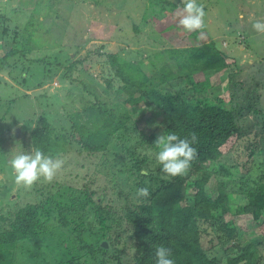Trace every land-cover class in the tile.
Returning a JSON list of instances; mask_svg holds the SVG:
<instances>
[{
	"label": "trees",
	"instance_id": "16d2710c",
	"mask_svg": "<svg viewBox=\"0 0 264 264\" xmlns=\"http://www.w3.org/2000/svg\"><path fill=\"white\" fill-rule=\"evenodd\" d=\"M174 7L175 3L169 2V9ZM158 13H164L162 8ZM7 20L5 13H1L0 39H10L13 44L0 57L3 64L14 54L25 52L17 46L25 45L23 33L28 28L25 24L22 30L10 32V37ZM30 33L33 32H27L26 39L32 37ZM190 33L195 38L198 33H204L209 40L151 51L148 61L154 73L144 71L137 62L124 60L117 52L107 54L115 75L123 80L116 92H125L126 97L101 103L95 97L85 107L86 116L75 114L70 120L74 121L71 129L76 134L75 142L82 145L89 155L99 152L100 164L107 168L106 179L116 182L118 192L113 193L116 198L111 193L107 197L104 192L96 199L92 198L94 190L88 186L80 189L79 193V188L69 189V202L58 201L60 209L54 215L61 222L57 226L51 225V229H47L49 217L43 203H26L6 222L0 215V264H19L13 249L17 242L40 240L46 242L56 255L51 260L41 256L37 264H155V249L160 245L170 249L174 264H261L257 244L250 240L237 244V225L231 219H225L224 215L249 214L255 220L264 218V105L260 108L247 105L250 111L257 112L262 118L261 122L253 123L255 129L252 131L244 122V107L238 106L239 101L233 92L229 96H221L212 83L214 75L230 67L224 52L206 25ZM35 38L37 40V36ZM56 53L52 54L55 58L52 62H44L46 55H38L29 61L44 64L40 66L43 72L51 71L52 64L56 66L60 62ZM166 54L172 58L163 61ZM157 59L160 65L156 67ZM82 62L83 58L73 59L64 67L65 73H69L61 77L67 78ZM78 70L84 72L82 67ZM196 73H202L204 79L196 80ZM20 76L22 81L27 78L23 72ZM175 80H183L187 89L176 90L173 85L179 82ZM107 85L111 86L109 79ZM248 93L246 91L243 98L255 101L254 95ZM141 114L152 117L149 119L152 129L137 125L143 117ZM157 115H161L158 121L154 118ZM168 131L180 137L189 138L193 134L196 137L192 145L196 148V156L182 176L163 174L152 158L148 160L149 150L142 145L149 144L154 149L153 141L157 135ZM51 133L50 120L40 116L29 134L30 147L38 145L51 154H57L60 146L57 142L65 145V138L59 136L53 140ZM133 134L137 142L127 143ZM231 152L244 154L245 158L235 157L236 160L227 163L226 158ZM141 168H148V174L141 175ZM212 176H215L217 184L215 196L206 190ZM114 178H119V181ZM140 187L149 189L147 197L138 196ZM236 191L245 198L231 205L229 202ZM106 198L109 206L105 204ZM114 201L122 205L112 206ZM102 213L105 216H101ZM113 220L116 221L115 226ZM120 226L129 231L132 250L128 255L129 262L120 256L125 251V244L123 248L117 246L122 231ZM59 227L73 233L74 244L61 238L62 229ZM106 232L108 238L115 233L110 244L114 251L101 245ZM203 236H209L210 246L203 243ZM219 248L225 251L224 261L215 253ZM230 248L238 251L229 254ZM39 251L45 252L38 247L36 251L32 250L35 260L40 258Z\"/></svg>",
	"mask_w": 264,
	"mask_h": 264
},
{
	"label": "rangeland",
	"instance_id": "374dc122",
	"mask_svg": "<svg viewBox=\"0 0 264 264\" xmlns=\"http://www.w3.org/2000/svg\"><path fill=\"white\" fill-rule=\"evenodd\" d=\"M154 1L0 0V14L5 13L8 18L7 30L10 37V32L22 30L25 24L28 25L26 31L33 32L30 33L32 35L30 39H26L27 32L23 33L25 45L17 46L25 50L24 53L14 54L8 61L5 60L7 62L5 64L0 59V119L9 117L8 121L0 120V152L9 151L17 141L23 149H30L29 134L40 116L48 117L50 120L53 140L59 136L65 138L63 141L65 145H62L61 141L57 142L60 146L57 147L58 152L55 154L65 159L63 169L52 182L37 183L30 190L13 191L15 186L10 171L5 166V161L0 159L2 167L0 215L4 217L5 222L13 217L17 209L31 202L43 203L49 217L46 222L47 229H51V225H59L61 221L54 215L60 209L58 201L69 202V189L79 188L77 190L79 193L80 189L88 186L90 190H94L92 198L96 199L103 192L107 197L111 193L116 198L113 194L118 192L116 182L106 179L107 168L100 164L99 152L94 151L89 155L82 145L75 142L76 134L74 129H71L74 121L70 120L75 114L86 116L85 107L95 97L99 98L97 101L100 103L109 99L119 101L126 97L125 92H116V88L121 86L123 80L115 75L114 66H110L107 54L117 52L124 60L137 62L144 71L154 73L155 70L148 61L151 51L163 47L190 46L209 40L204 33H198L195 38L178 24V17H175L174 13L182 6L179 5V0H161L160 4L158 0L156 3ZM169 2L175 3L176 7L169 9ZM198 2L204 5L206 28L230 63V67L214 75L212 83L217 86L216 90L221 96H229L233 92L239 101L238 106L244 107L246 113L244 122H247L253 131L255 129L253 123L261 122L262 118L257 112L250 111L247 105L253 104L252 108L264 105V33L256 32L251 25L254 20L264 19V0H198ZM161 8L164 13H158ZM12 45L10 39L7 41L0 39V57L4 56ZM54 53L60 57L58 58L60 62L56 66L52 64L51 71L43 72L40 66L44 64L29 61L38 55H46L44 62H52L55 59L52 58ZM82 58L83 62L78 64L70 75L66 76L67 78L61 77L62 74L69 73L67 71L65 73V65L73 59ZM168 58L172 57L166 54L163 61ZM159 65L157 59L156 67ZM81 67L84 69L82 73L78 70ZM22 72L27 77L25 81H22L20 76ZM194 78L202 80L204 76L202 73H196ZM107 79L110 80L111 86L107 85ZM174 82H179L173 85L176 90L187 89L183 80ZM62 90L64 93H61ZM246 91H249L248 95H254V100L258 102L244 99ZM160 116H155V120H160ZM149 119L152 117L144 114L137 121V125L140 128L152 129L153 125L149 123ZM16 128H19L18 136L14 134ZM135 142H137L135 135H130L127 143ZM142 145L149 152L153 150L149 144ZM149 152L147 154L150 161ZM235 157L245 158L244 154L231 152L226 162L236 160ZM114 179L119 181V178ZM206 190L212 196L216 195L215 176L210 178ZM236 192L229 202L231 205L245 198L241 192ZM105 204L110 205L109 199H105ZM111 205L120 207L122 203L114 201ZM95 212L97 215L100 214ZM101 216H105V213ZM224 217L237 225L239 238L235 242L237 244L247 240L255 242L261 256L260 263L264 264V218L255 220L249 214L239 216L231 213L225 214ZM112 224L115 226L116 221L113 220ZM65 229L64 227L60 230L61 238L74 244L73 233ZM121 229L120 242L117 246L123 248L125 244V251L121 252L120 256L129 262L128 255L132 254L129 231L122 227ZM113 236L115 233L110 234L108 238L106 232L102 237L110 251H114L110 246ZM202 241L206 246L211 244L209 236H203ZM37 247L45 252L39 251L40 258L35 260L32 250L36 251ZM76 247L80 249L79 244ZM13 249L19 264H37L41 256L51 260L56 255L55 251L49 250L43 240L34 243L17 242ZM236 251L238 250L230 248L227 252L232 254ZM215 253L225 260L223 249L219 248Z\"/></svg>",
	"mask_w": 264,
	"mask_h": 264
},
{
	"label": "clouds",
	"instance_id": "9594fccd",
	"mask_svg": "<svg viewBox=\"0 0 264 264\" xmlns=\"http://www.w3.org/2000/svg\"><path fill=\"white\" fill-rule=\"evenodd\" d=\"M179 5L182 6L174 16L178 17L177 22L184 31L194 32L205 27L206 12L202 3L198 0H179ZM251 26L256 32L264 33V19L254 20ZM8 119L9 117H5L0 120L8 121ZM195 140L194 134L185 138L175 132H163L153 141L154 149L149 155L163 174L169 177L182 176L196 156V148L192 146ZM0 159L5 161V166L10 171L15 186L13 191L30 190L37 183L52 182L65 165V159L61 156L51 154L38 145H32L30 149L25 150L18 141L9 151L0 152ZM148 171V168H141L140 174L147 175ZM137 194L147 197L149 189L140 187L137 189ZM154 256L155 264H174L168 247L157 246Z\"/></svg>",
	"mask_w": 264,
	"mask_h": 264
},
{
	"label": "water",
	"instance_id": "95a60500",
	"mask_svg": "<svg viewBox=\"0 0 264 264\" xmlns=\"http://www.w3.org/2000/svg\"><path fill=\"white\" fill-rule=\"evenodd\" d=\"M61 93H64V90H62ZM15 133L17 134V136L19 135V128H16L14 130V134ZM101 245H103L104 247H107V242L104 240V241L101 242Z\"/></svg>",
	"mask_w": 264,
	"mask_h": 264
}]
</instances>
